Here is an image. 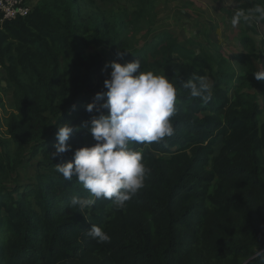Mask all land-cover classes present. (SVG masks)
I'll list each match as a JSON object with an SVG mask.
<instances>
[{
    "label": "trees",
    "instance_id": "obj_1",
    "mask_svg": "<svg viewBox=\"0 0 264 264\" xmlns=\"http://www.w3.org/2000/svg\"><path fill=\"white\" fill-rule=\"evenodd\" d=\"M81 1L39 2L27 16L0 22L2 79L14 89L6 120L16 146L11 170L28 155L46 161L36 182L22 191L1 185L10 174L0 162V264H264V102L245 97L246 77L231 97L224 82L235 74L216 69L171 33L126 53L130 43L113 29L114 21L83 18ZM138 2L139 9L118 19L122 26L132 18L151 20L153 0ZM104 41H111L112 52L124 53L120 63L139 60L138 72L173 80L175 131L160 143L130 145L143 153L150 172L126 209L98 199L82 214L71 206L72 197H92L75 177L65 181L56 164L96 143L85 125L107 114L100 108L107 97L97 100L96 94L106 91L110 75L104 76L101 55L87 56L85 50ZM207 75L213 93L204 104L182 88L181 78ZM93 101L97 110L88 112ZM3 106L0 95V111ZM63 124L79 130L68 141L72 149L52 159ZM93 224L110 235V243L87 237Z\"/></svg>",
    "mask_w": 264,
    "mask_h": 264
},
{
    "label": "clouds",
    "instance_id": "obj_2",
    "mask_svg": "<svg viewBox=\"0 0 264 264\" xmlns=\"http://www.w3.org/2000/svg\"><path fill=\"white\" fill-rule=\"evenodd\" d=\"M257 18H264V7H257L255 15L238 11L231 23L233 27L241 21L251 25ZM109 66L112 71L110 78L104 81L106 91L96 94L97 100L107 97L100 105L107 109V114L93 118L90 126L85 125L96 143L76 148L73 160L56 164V172L65 181L70 182L75 177L92 197H72L71 206L82 214L98 199L111 201L116 210L126 209L127 202L145 186L150 172L143 153L130 145L160 143L175 131L171 118L176 113L177 87L172 79L152 71L138 72L139 60L123 64L114 60L106 65ZM254 75L257 80H264V71L254 72ZM181 86L204 104L212 100L213 84L205 77L194 76L186 81L181 78ZM86 110H97L96 102L89 103ZM78 130L69 124L59 127L52 159L72 149L68 141ZM86 235L97 243L111 241L110 235L95 224Z\"/></svg>",
    "mask_w": 264,
    "mask_h": 264
},
{
    "label": "rangeland",
    "instance_id": "obj_3",
    "mask_svg": "<svg viewBox=\"0 0 264 264\" xmlns=\"http://www.w3.org/2000/svg\"><path fill=\"white\" fill-rule=\"evenodd\" d=\"M34 8L39 2H55L57 0H27ZM257 7H264V0H153L150 8L151 20L146 18H132L125 20L123 14H131L139 9L138 0H82L79 4L82 17L88 21L97 17L106 16L114 21L119 36H122L130 43L126 53L142 48L155 36L168 32L174 35L178 42L192 49L195 53L208 57L212 60L216 69L233 72L235 78L226 79L224 87L230 88L231 97H234L236 89L241 88L240 78L246 77L247 83L242 86L241 91L246 98L256 97L262 104L264 93L261 86L264 80H257L254 72L264 71V18L254 19L251 25L241 21L233 27L231 21L236 12L254 14ZM118 19L122 21H118ZM4 20L0 15V22ZM109 40H111L109 38ZM111 41H104L100 46L90 45L85 53L87 56L100 54L108 65L111 61H123L124 59L111 50ZM247 55L248 57H244ZM249 59L250 61H246ZM226 60L228 65H221ZM174 61H179L178 57ZM251 66L254 69H251ZM112 69L106 67L103 70L104 76H109ZM4 70L0 66V95L4 106L1 108L2 127L0 129V162L9 171L7 178L1 179V185L8 188H20L21 191L36 182L40 170H44L42 155L24 159L22 165L12 171L13 152L16 149L15 143L7 134L6 120L13 111V87L4 81ZM97 80V74L93 75ZM205 78L213 84L211 76ZM261 86H260V85ZM264 122V106H262L261 123ZM2 140H9L2 144ZM30 143L27 149L30 148ZM221 146L219 140L216 150ZM32 148V147H31ZM30 152V149H29ZM11 161V162H10ZM14 162V159H13Z\"/></svg>",
    "mask_w": 264,
    "mask_h": 264
},
{
    "label": "built area",
    "instance_id": "obj_4",
    "mask_svg": "<svg viewBox=\"0 0 264 264\" xmlns=\"http://www.w3.org/2000/svg\"><path fill=\"white\" fill-rule=\"evenodd\" d=\"M31 9L27 0H0V13L3 14L4 19L27 16Z\"/></svg>",
    "mask_w": 264,
    "mask_h": 264
}]
</instances>
